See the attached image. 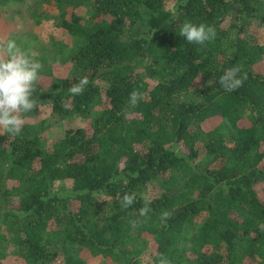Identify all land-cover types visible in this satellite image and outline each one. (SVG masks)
I'll list each match as a JSON object with an SVG mask.
<instances>
[{
  "label": "trees",
  "instance_id": "trees-1",
  "mask_svg": "<svg viewBox=\"0 0 264 264\" xmlns=\"http://www.w3.org/2000/svg\"><path fill=\"white\" fill-rule=\"evenodd\" d=\"M52 1L30 16L70 43L10 38L43 67L21 134L0 130V264H264V0ZM185 22L215 39L187 43ZM233 67L246 79L228 92Z\"/></svg>",
  "mask_w": 264,
  "mask_h": 264
},
{
  "label": "clouds",
  "instance_id": "clouds-1",
  "mask_svg": "<svg viewBox=\"0 0 264 264\" xmlns=\"http://www.w3.org/2000/svg\"><path fill=\"white\" fill-rule=\"evenodd\" d=\"M179 36L189 44L204 45L216 37L215 29L204 23L185 22ZM42 64L22 51L15 39L0 42V130L10 135H20L25 124L24 114L36 107L34 93ZM240 69L233 67L225 71L219 83L228 92L242 86L246 77H240ZM89 84L87 77L74 84L69 92L72 96L82 95ZM137 92L131 93V102L136 104L140 99ZM67 107V106H66ZM135 202V195L125 193L122 205L129 207ZM148 211L145 207L141 214ZM167 215V214H165Z\"/></svg>",
  "mask_w": 264,
  "mask_h": 264
},
{
  "label": "rangeland",
  "instance_id": "rangeland-1",
  "mask_svg": "<svg viewBox=\"0 0 264 264\" xmlns=\"http://www.w3.org/2000/svg\"><path fill=\"white\" fill-rule=\"evenodd\" d=\"M41 11L55 13L57 7L52 0H27L25 3L19 5H7L0 7V42H6L11 37L19 36L21 40L27 41L31 39L37 44L44 43L53 40L63 43H70V35L57 27L53 20H44L43 23L38 24L32 16L31 11ZM80 13L88 15V8L82 7ZM36 54V50L32 52V55ZM59 56L51 59V66L55 75L65 76L68 74L70 65L62 64L59 61ZM104 85V84H103ZM44 110V111H43ZM41 116L38 118H30L32 122L39 119H46L51 117V110L43 108ZM25 120L26 117H23ZM221 118H212L206 121L203 125L205 130L211 129L219 124ZM51 125L49 129L44 133L46 138L51 141H55L61 137L71 127H85L87 126V120L82 118H74L72 120L58 121L57 119H51ZM69 184L66 182H60L56 184L55 190L63 192L65 188L68 189ZM154 191V187H150L149 192ZM100 260L97 258H90V264H97Z\"/></svg>",
  "mask_w": 264,
  "mask_h": 264
}]
</instances>
